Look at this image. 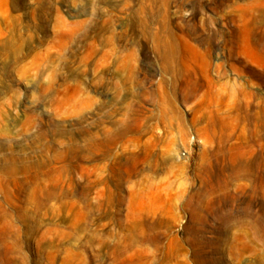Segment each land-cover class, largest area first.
Segmentation results:
<instances>
[{"label":"rangeland","instance_id":"rangeland-1","mask_svg":"<svg viewBox=\"0 0 264 264\" xmlns=\"http://www.w3.org/2000/svg\"><path fill=\"white\" fill-rule=\"evenodd\" d=\"M164 41L180 57L170 74L154 48ZM162 97L181 134L159 120ZM67 164L72 174L59 173ZM6 170L47 172L41 182L57 188L16 261L264 264V0H0L1 179ZM22 194L0 191L20 230L35 224L17 219L16 207L30 210ZM129 214L148 237L130 247Z\"/></svg>","mask_w":264,"mask_h":264},{"label":"bare ground","instance_id":"bare-ground-1","mask_svg":"<svg viewBox=\"0 0 264 264\" xmlns=\"http://www.w3.org/2000/svg\"><path fill=\"white\" fill-rule=\"evenodd\" d=\"M144 1V0H143ZM151 2V1H150ZM153 2V0H152ZM144 3V2H142ZM162 3V2H161ZM152 4V3H151ZM147 7V6H146ZM144 7V8H146ZM161 7V6H159ZM153 8V7H152ZM160 9V8H158ZM163 9V8H162ZM146 10V9H145ZM146 12V11H145ZM155 12V11H154ZM157 12V11H156ZM161 13V12H160ZM154 14V13H153ZM157 14V13H156ZM129 15V14H127ZM159 15V14H157ZM116 16V15H115ZM123 16V15H121ZM120 16V18H121ZM147 16V15H146ZM235 17V16H234ZM138 18V17H137ZM143 18V16H142ZM141 18V19H142ZM115 19V18H114ZM119 19V18H118ZM135 20V19H134ZM151 20V19H150ZM165 20V18H164ZM171 20V19H170ZM136 21V20H135ZM146 21V19H145ZM85 22V21H84ZM78 23V22H77ZM169 23V22H168ZM171 24V23H170ZM105 25V24H104ZM135 26V23L133 24ZM137 25V24H136ZM73 28L74 25H72ZM81 26V25H80ZM83 26V24H82ZM81 26V28H82ZM142 26V25H141ZM152 26V25H151ZM102 28V27H101ZM122 28V27H121ZM138 28V27H137ZM169 28V27H168ZM77 29V28H76ZM75 30V29H74ZM79 30V29H78ZM133 30V29H132ZM77 31V30H76ZM75 31V32H76ZM80 31V30H79ZM128 31V30H127ZM143 31V30H142ZM74 32V31H73ZM131 32V31H130ZM145 32V31H144ZM120 33V32H119ZM118 33V34H119ZM151 34V33H150ZM159 34V33H158ZM139 37V35H138ZM145 37V36H144ZM162 37V36H161ZM75 39V38H74ZM146 38H144L145 40ZM148 39V38H147ZM103 41V40H102ZM148 41V40H147ZM148 43V42H147ZM150 46V45H149ZM152 47V46H151ZM229 47V46H228ZM155 48V51L161 61V66L163 67V70L165 73H169V72H174L176 67H177V64H178V61L180 59L179 57V52H178V49H176V45L174 43H171L169 41H164L163 43H161V45H155L154 46ZM232 50V49H231ZM238 51V50H237ZM109 52V51H108ZM116 53V52H115ZM112 55V54H111ZM156 57V56H154ZM159 62V61H158ZM133 74V73H132ZM170 74V73H169ZM176 80V79H175ZM242 93V92H241ZM167 97V96H166ZM166 97H162L161 99V102L159 104V108H160V114H159V120L162 122V124H164L166 127H170L171 125H176L178 127V132L181 134L182 133V130H181V125H182V122H183V119H182V116L180 115V113L174 108V106L172 105V101L170 102V100ZM190 97V96H189ZM196 116V114H195ZM138 133L140 132L139 130H137ZM152 148L153 146L151 145H147V146H144L143 148V151H142V156L141 158L143 159H147L149 158L150 156V153L152 152ZM95 147L92 149V148H89L87 147L86 149H84V153L86 154L85 155V158H88V156H92V154L95 152ZM81 153V152H80ZM80 153H78L76 150H73L71 148H67L64 150V152H62V155L66 156L68 159H71V158H76V159H82L84 158V155H79ZM108 155V153H104L103 156L106 157ZM138 157L136 155H131V156H128L126 157L125 159L122 160V164L123 165H130L132 167L133 163L136 162V159ZM164 160V159H163ZM70 162V161H68ZM135 164V163H134ZM37 169V168H36ZM69 169H71V167L69 166V164L67 165H63L61 168H59V173L63 172L65 170V173L66 171L68 170L69 172ZM81 171H83L84 169L83 168H80ZM51 170V169H50ZM73 170V169H71ZM78 170V169H77ZM56 171V170H55ZM14 172L13 171H10V170H6V172L4 174H6L7 176L3 179H1L0 177V191L3 193V196H4V199L8 202H11V199L12 197H16V199L18 198V196L23 193L24 194V199L22 200L23 204H25V206L29 207L30 210L28 211L26 208H22V207H16L15 208V212L17 213V219L20 220L21 222H24V223H27L29 221H34L33 223H35L33 226L31 225H27V227H25L24 230H20L19 228H16L14 227L13 225V222H12V212L10 213V211H7L5 209L2 208V204H0V263L1 264H27L26 262V258L22 257V259L20 261H16L15 258H13L11 255L13 252H16L17 254L18 253H22L23 252V244H24V238L25 237H31L32 239V236L35 235L36 233H38V228L41 226V219L39 217V215L36 217L35 214L37 212H40V210L42 211V209H45V210H48L47 209V202L49 203V200L48 199H52L53 197L56 198V186L52 187L50 186L51 188H49L48 186L46 187L45 186V183L43 184L41 181V179L39 178L40 175H47V172H37L32 174L30 177H27L25 176L24 179H18L16 178V176L13 174ZM30 173V172H29ZM32 173V172H31ZM49 173V172H48ZM70 173V172H69ZM76 173V172H75ZM132 173V171L130 170V172H128V175H130ZM72 174V173H70ZM120 173L117 174V176L119 177V180H123V179H120V176H119ZM30 175V174H29ZM69 175V174H68ZM128 175H126L128 177ZM5 176V175H4ZM72 176V175H71ZM41 177V176H40ZM125 178V177H124ZM45 182V180H43ZM118 181V180H117ZM119 183V182H118ZM49 184V183H48ZM51 185V184H50ZM116 185V184H115ZM118 185V184H117ZM83 186H81V191L78 193L80 194V198L83 200V203L84 205H86L87 207L90 205L88 203L89 200H87V189L86 188H82ZM86 187V186H85ZM13 190H12V189ZM64 188V187H63ZM86 189V190H85ZM62 190V189H61ZM59 190V191H61ZM63 191V190H62ZM65 192V190L63 191ZM61 193V192H60ZM22 194V195H23ZM59 194V192H58ZM62 194V193H61ZM64 194H68V193H63L62 195ZM61 195V197H62ZM56 196V197H55ZM60 196V195H59ZM58 196V197H59ZM67 196V195H66ZM117 196V195H115ZM60 197V198H61ZM132 197V196H131ZM63 198V197H62ZM112 198H115V197H112ZM112 198L109 197L106 198V200L108 199L109 201L112 200ZM121 198V197H120ZM48 200V201H47ZM54 200V199H52ZM57 200V198H56ZM80 200V199H78ZM78 200H74V202H72L70 205L72 207H75L74 206V203L75 201L77 202ZM81 200V201H82ZM21 201V200H20ZM19 201V203H20ZM46 201V202H45ZM51 201V200H50ZM113 201V200H112ZM62 202V201H61ZM68 202V201H67ZM90 202V201H89ZM58 203H60V201H58ZM65 203L64 201L62 202V204ZM69 203V202H68ZM79 203V202H78ZM114 203H115V200H114ZM50 204V203H49ZM92 204V203H91ZM108 204V203H107ZM113 204V203H112ZM110 204V205H112ZM116 204V203H115ZM120 204V202H119ZM53 208L54 204H51ZM67 205V203H66ZM76 205V204H75ZM78 205V204H77ZM82 204H80L81 206ZM118 205V204H117ZM11 206H12V203H11ZM17 206V205H14V207ZM20 206V205H19ZM23 206V205H21ZM24 206V207H25ZM55 206H57V202L55 204ZM60 204L58 205V208H59ZM64 206V209L67 208ZM69 206V204H68ZM79 206V207H80ZM109 206V205H108ZM27 207V208H28ZM90 207V206H89ZM62 208V206H61ZM82 208V206H81ZM80 208V209H81ZM92 207H90L89 209H91ZM55 209H57L55 207ZM53 209V210H55ZM60 209V208H59ZM57 209V210H59ZM83 209V208H82ZM88 209V208H87ZM88 209V210H89ZM63 210V209H62ZM50 211V210H49ZM90 211V210H89ZM32 212V213H31ZM47 212V211H46ZM52 212V211H51ZM50 212V213H51ZM54 212V211H53ZM29 213L30 214H33L34 216H29ZM49 213V212H48ZM116 213V212H115ZM38 214V213H37ZM36 214V215H37ZM50 215V214H49ZM83 215V214H82ZM135 215L133 214H129L126 218L127 222H128V225H126L127 227L125 229H127L128 231V234L126 233V236H123L121 237L120 239H122V241L120 240V242L122 243L123 241L125 243H127V245L130 247L132 246L131 244L133 243V241H135L136 239L139 241V240H142V239H147L148 237L145 235V231H143V226L145 223H143L144 221H142V218L140 217V215L135 218L134 217ZM157 223V222H156ZM30 224V223H29ZM152 224V222L150 223L149 222V225ZM160 224V223H159ZM22 225V224H21ZM25 225V224H24ZM75 225V224H73ZM158 225V224H157ZM26 226V225H25ZM119 226H122V225H119ZM152 226V225H150ZM149 226V227H150ZM155 226V225H154ZM159 226V225H158ZM161 226V224H160ZM73 227V226H72ZM75 227V226H74ZM147 226V230H149V228ZM153 227V226H152ZM76 228V227H75ZM151 228V227H150ZM158 229V227H156ZM161 228V227H160ZM152 229V228H151ZM156 229V230H157ZM154 230V228H153ZM160 230V229H159ZM37 231V232H36ZM150 232V231H149ZM153 233V231H151ZM158 232V231H157ZM159 233V232H158ZM25 235V236H24ZM39 235V234H38ZM42 235V234H40ZM39 235V244L41 242H44L46 241L45 239V235H42L40 236ZM68 235V234H67ZM124 235V234H122ZM121 235V236H122ZM152 235V234H151ZM155 236V239H156V234H153ZM152 235V236H153ZM37 236V234H36ZM62 236V235H61ZM69 236V235H68ZM67 236V237H68ZM150 237V236H149ZM8 238H10V241H6ZM33 238H35V236H33ZM66 238V237H65ZM154 240V237H150ZM159 238V237H157ZM36 239V240H38ZM157 240V239H156ZM155 241V240H154ZM6 242H10L9 244H6ZM26 243V242H25ZM119 243V241H118ZM118 243L116 245H114L112 247V251L113 252H117L119 251V245ZM156 244V243H154ZM25 245V244H24ZM38 245V244H37ZM52 245V244H51ZM126 245V246H127ZM159 244H156V246H158ZM127 246V247H128ZM25 248V247H24ZM156 248V247H155ZM159 248H161L159 246ZM37 249H39L40 251V247ZM158 249V248H157ZM162 249V248H161ZM158 251V250H157ZM164 251H167V250H164ZM161 252V251H160ZM163 252V251H162ZM159 253V255L161 254L163 256V254ZM25 253V252H24ZM40 253V252H39ZM148 254H151L150 252H147ZM165 253V252H163ZM146 254V252H145ZM154 254V253H152ZM151 254V255H152ZM157 254V253H156ZM170 254V253H168ZM147 255V254H146ZM160 255V256H161ZM171 255V254H170ZM25 256V254H24ZM158 256V257H160ZM152 257V256H151ZM167 257V255H166ZM162 258H160L161 260ZM166 259V258H164ZM168 260V259H167ZM117 261H120V260H117ZM37 262V261H36ZM158 262H160L158 260ZM118 263V262H116ZM125 264L124 261L120 262V264ZM164 263V262H163ZM131 264V263H129ZM141 264V263H140Z\"/></svg>","mask_w":264,"mask_h":264}]
</instances>
